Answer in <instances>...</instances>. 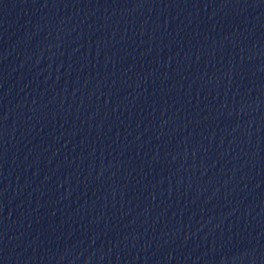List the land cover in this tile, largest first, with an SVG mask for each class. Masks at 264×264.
<instances>
[{"label":"water","instance_id":"95a60500","mask_svg":"<svg viewBox=\"0 0 264 264\" xmlns=\"http://www.w3.org/2000/svg\"><path fill=\"white\" fill-rule=\"evenodd\" d=\"M0 264H264V0H0Z\"/></svg>","mask_w":264,"mask_h":264}]
</instances>
